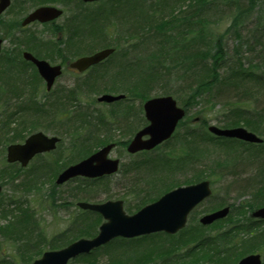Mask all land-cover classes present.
<instances>
[{
	"label": "rangeland",
	"instance_id": "374dc122",
	"mask_svg": "<svg viewBox=\"0 0 264 264\" xmlns=\"http://www.w3.org/2000/svg\"><path fill=\"white\" fill-rule=\"evenodd\" d=\"M219 3L216 5L217 7H209L207 12H205L204 15H206L207 18L211 19V27L206 31V40L207 44L209 45V53L213 54V52L216 50V38L219 37L220 46H223L226 52L225 55V64L221 69V76L223 77V80L214 85L212 95L208 96L210 93L206 92L201 96V99L196 98L194 101V105L191 107V111L188 113L190 115L187 116V119L182 122V124L177 129V133L168 141L167 145H162L160 149L156 151H151V153H139L136 155L127 154V151L120 146L117 147L110 155L117 156L118 154H121L125 160L126 165H122V171H119L118 174L111 175L107 178L100 179L96 178L95 180L91 179H80L79 181L81 183H86V193H78V190L75 189L78 185H80L77 180L73 183H65L62 186H53L50 185V183L45 180L43 184V179L48 178V176H44L41 174L36 176H31L30 178H27L25 180V186L26 191L20 190L15 191V185L11 183V181L8 182L7 186L3 189V194L0 196V208L5 206V202L10 197L15 198H21L23 197L26 199V201L30 204L31 207H33L36 210L37 218L42 223V229L43 234H46L47 236L54 235L56 232L61 231L65 229L69 224L70 220L74 217H76L78 214L81 213L79 211V208L77 206V200H91L93 202H104L108 199H123L124 200V209L127 213H131L138 209V206L143 205L147 203V201H150L152 196H154L155 193L158 192V188L156 187H162V185L169 186L174 184H183V183H189V181H194L195 177H209L212 179L213 184V190L214 194H216L213 198L207 199L204 203L200 204L196 208V210L191 215V220H189V224L185 227L186 230L192 228L194 225H196V222L199 219V215L204 213L203 211H207L214 206H217V203L225 202L228 203H239V200L243 199V196L240 195V191L236 188L243 187L242 184H244V181L249 178H253L259 171L258 166H264V152H261V149L258 147H253L251 145H243L239 142H234V144H225V142L214 141L210 137H212L208 133L207 126L209 124L217 125L219 127H225V126H235V125H243L244 127L250 128L254 130L257 134H263L264 135V124L260 123L261 116L260 114H264V85L260 84L258 82H255L254 79L248 78L247 80H244L243 82H238L239 77L235 73V69L238 66L236 63V58L241 57V60L244 59L245 66L249 65L250 59H256L257 62V54L255 51H248V48L246 46L238 47V41L236 40V33L233 30H229V27L231 26V23L233 21L232 15L239 13L241 11H245V9H237V8H227L224 3L227 0H218ZM176 0H121L117 1L115 3H99L100 6H105L106 9H109V11L113 8V12H111L110 17L118 18L121 17V22L115 23V20L110 19L107 20L106 24L101 25L100 23H94L99 26L98 32L94 33V28L91 23L92 17L89 16L90 13L85 9L86 7H78L79 5L75 3V0H21V6H22V17L24 18V15L27 14L30 11H33L34 8H36L39 5H45V4H52V5H60L65 10V18L67 17V14L73 15V19L70 22L72 27H74L75 31V39L77 41V44L85 43L86 47H92L94 48L96 45L101 44V46L107 45L112 46L115 44L116 46H120L121 48L118 49V51L123 49V46L125 45L124 42H118L113 40L112 38H117L119 35H125L127 30H122V27L126 26H132L130 23H133V21L136 22V15L139 14L140 17L148 13H153L150 11V9L153 7V10H156L157 13L167 11V16L169 14V10L171 9L172 5H176ZM83 5V4H81ZM98 4L96 6L91 7L92 9H95L99 6ZM159 5V6H158ZM92 6V5H91ZM11 8L8 10L7 13V20L10 24V29H12V35L7 38V42H5L6 47H11L14 50V55L16 58H18L20 61L22 60V52H23V46H22V39H21V31L18 28L20 26L21 21V14H20V6H19V0H14ZM155 7V8H154ZM160 7V8H159ZM215 7V8H214ZM264 8V7H263ZM176 9H179L177 7ZM180 9H186L184 7L183 3L180 5ZM247 10V9H246ZM261 8L256 7L252 12H249L246 16H244V20L247 22H252L253 19H257L256 16L263 19L264 17V10L261 11L263 15L257 13L260 11ZM90 11V9H89ZM182 11V10H181ZM177 12V11H176ZM89 13V14H88ZM109 14V13H108ZM82 15V16H81ZM87 15V16H86ZM64 18V19H65ZM123 18V23H122ZM63 19H59V22ZM48 29V27L43 26H29L27 29L24 30L26 34H32V32L36 31L41 37H37L39 39L33 41V46H30L29 42L25 45V48L28 50L33 51V53L39 54L41 51V45L39 42H42L45 46V43L48 39L45 40V34L43 31ZM5 32L4 25H0V35H3ZM247 33V32H244ZM219 35V36H218ZM246 34H243V37H245ZM219 43V42H218ZM206 44V43H205ZM148 49L145 50V52L139 53V58L142 61V65L145 63V58L148 56L147 54L151 53L153 56L156 53H159L161 55V50L156 44V41L152 43L147 44ZM184 43L179 42L178 47V56H182V52L184 51ZM204 45V44H203ZM101 46H98V48H101ZM85 47V48H86ZM203 49H206L205 46H203ZM130 54V57L125 56V61L128 63H134L135 58L133 61H129L131 58H133ZM163 55V51H162ZM113 58L111 60L120 62L122 59L118 57V55H113ZM160 59V58H159ZM158 59V60H159ZM148 60V59H147ZM149 61V60H148ZM154 61V59H153ZM174 61L171 56L170 57H163L162 56V63H158L161 67V69H157L155 74H152L150 79L143 76L144 74L142 72H134L132 75L133 79L128 78V72H124V84L125 88L127 89L132 85V83L139 82L143 83V86L146 85V82H148L147 89L145 90V95L143 96H132L131 101H128L124 105L122 103H118L115 106L107 105V104H99L96 101L97 96L99 94L103 93V91L107 90V87L111 82H113V78L115 79V75H113V72H115L119 67L111 69V64L106 65L105 71H102V73L94 77L91 82V87H87L85 89V86L81 87V92L76 94V99H80V101H74L73 99H70L69 97H62L60 96H54L49 95L44 99L43 91H44V82L41 81L40 78H37V83H35V87L33 88V91L29 90L28 88L25 91V94H14V102L10 105L8 103H3L7 96L2 99V103H0V163L1 161H4L5 152L4 149H2L5 145H7L10 141H18L22 140L21 138H18L20 136H25L26 134H29L30 131H36L39 129H42L47 134L50 133H58L60 136L64 137V134L59 132V129L62 128V124L60 125L59 120L57 119L61 114L63 116H67V122L70 124V129L67 130L66 136L64 137V141L62 143V146L67 144V136H75V134L79 131L78 126L83 125V119L84 118H93L97 116H109L111 115L110 110H114L117 115V123H118V136L120 139H125L126 134L132 135L134 133V130H136L139 125H141L144 121L143 119V110H142V104L147 99V97L151 96H157L159 94H165V92L170 89L171 94L175 96L176 98H180V101L184 102L187 97V92L185 91L180 94L177 93V87L175 84L178 83V79L181 80L183 75H179V77L175 76V74L169 76L165 75L164 72L167 70L168 62L172 63ZM260 62H262L260 60ZM207 62H205L206 64ZM258 63V62H257ZM25 63L22 62L21 65L16 66L15 75L19 74V83H26V74L24 70H26L28 75L34 74V69L27 65L24 66ZM172 65V64H170ZM110 66V67H109ZM138 67V66H137ZM139 69L141 67H138ZM203 69V64H199L198 67L195 70L194 77L195 82L199 84L201 80H209V76L204 74L205 72ZM0 71L4 70L0 66ZM11 72V71H10ZM13 74V73H12ZM112 75V76H111ZM234 75V76H233ZM233 76V77H231ZM145 77V78H144ZM230 77V79H229ZM120 81L122 80L121 78ZM229 79V81H228ZM16 80V79H15ZM13 81V83L15 82ZM228 81V84L234 85L233 89L231 91L226 90L228 86L226 85ZM94 83L96 85H94ZM3 85V90H5V82L3 81V78L0 77V87ZM197 86V85H195ZM118 88H121V84L117 86ZM106 89V90H105ZM123 89V88H122ZM222 89V90H221ZM218 90V91H217ZM8 91V89H6ZM222 93V96H214L218 92ZM214 94V95H213ZM30 95V97H28ZM35 95L38 96V99L35 98ZM40 95V96H39ZM61 97V98H60ZM41 100V102L39 101ZM63 105L62 108L57 109L55 106L60 105L57 104L60 102ZM179 101V102H180ZM41 104H40V103ZM65 103V104H64ZM235 105H232L234 104ZM34 104V108H38V106L44 107L43 110L41 109H34L35 111L43 112L39 113L36 116H32L31 112L25 113L24 108L27 106ZM233 107H242V108H248L251 113L253 114V121L250 122H239L235 123L237 115L233 114L234 110ZM20 108L19 113L16 115V121L13 124L12 127H14L12 130H7L4 132L2 131V127L4 124H2L3 120L4 122L9 119L8 116H5L6 110H10L13 108ZM262 107V109H260ZM236 108V109H237ZM2 110V111H1ZM239 111V110H238ZM263 111V112H262ZM256 112V113H255ZM46 113V114H45ZM129 114V116H127ZM44 116V117H43ZM198 117V119H196ZM91 118V119H92ZM231 118V120H228ZM75 120L74 122H72ZM61 121V120H60ZM125 121H128L130 123V129H126V123ZM77 122L78 126H75ZM207 122V126L203 125V123ZM238 122V121H237ZM259 122V123H258ZM6 123H10V121H6ZM235 123V124H233ZM92 123L85 122L83 129H81L82 134L88 133V126ZM254 124V125H252ZM120 125V127H119ZM252 125V126H251ZM5 127V125H4ZM254 127V128H253ZM115 128V127H112ZM110 128V129H112ZM188 128V130H187ZM189 128L193 130V134L188 132ZM64 129V128H62ZM132 129V132H131ZM14 132L12 133V131ZM95 129L93 130V132ZM98 131V130H97ZM112 132V131H110ZM123 132V133H122ZM188 134H192L194 139L192 138L189 140ZM116 135V134H115ZM117 136V138H118ZM203 137L206 139L205 142L203 140ZM202 139V142L200 143L198 140ZM17 139V140H16ZM199 142V143H198ZM196 145L199 149V151H206L201 154V156L204 158L199 162V160L196 158V156L193 157H186V154L184 151H186L187 144ZM182 145V149L180 148ZM227 145V147H226ZM62 148V147H61ZM57 150L60 152V149ZM181 149V150H178ZM239 150V153L243 155V161L241 162V165L237 166V168L242 172V175H240L238 178H233L231 175L227 176V180H224L221 178V176L216 173H212V167L211 163H213V159H225L227 154L230 151H237ZM208 152V153H207ZM257 154H256V153ZM207 153L206 155H204ZM254 155L258 156V159L261 158L262 162L255 167L253 158ZM180 156V157H179ZM203 160H205L203 162ZM35 161V160H34ZM160 161V163L163 164L164 167H161V169L158 167L159 164L157 162ZM31 163L30 169L33 170L36 168V163ZM138 165V167H135L132 169V171H128V167H130L133 164ZM156 163V164H155ZM167 165H166V164ZM191 163H195L194 165H191ZM214 164V163H213ZM155 165V166H154ZM236 168V169H237ZM128 169V170H127ZM36 170V169H35ZM221 178V179H220ZM258 179V176L255 177L252 181H256ZM234 180L236 184L239 182L238 185H235V187L231 188L228 193H226L227 189L225 188V185L227 184V181ZM244 180V181H243ZM20 181V178H19ZM262 181H264V176L262 177ZM247 182V181H246ZM40 183V184H39ZM34 184H39L38 187L33 186ZM155 184V185H152ZM241 185V186H240ZM153 186L155 188H153ZM255 186V185H251ZM152 187V189H151ZM15 188V189H14ZM85 189V191H86ZM68 191L75 195L78 194L80 198H69L68 197ZM25 193V194H24ZM58 193H61V198L58 202L56 201L58 197ZM246 194V193H243ZM55 197V200L53 201V196ZM77 196V197H78ZM222 199L221 201H219ZM67 201V202H64ZM219 201V202H218ZM61 206L60 204H64ZM139 206V207H140ZM1 213V209H0ZM3 219V220H2ZM0 219V224L4 222L5 217ZM213 226V225H212ZM98 227V226H97ZM193 228L192 230H194ZM208 229V227H207ZM205 229V230H207ZM85 236L88 237L87 234L79 232L77 230L75 235ZM21 237V236H20ZM18 236H15L16 240L20 238ZM164 238V237H163ZM163 238L161 237H153L152 239L142 240L138 242L130 243L127 242L128 245L121 244L118 241H114L115 243L110 244L106 247H100L97 249L93 255H91L90 258L96 257L97 259L91 261V260H73L70 264H113L114 260L116 259V255H121V252L124 250H143V248L150 247L155 243H160ZM121 244V245H120ZM183 245V246H182ZM180 246L183 247L185 250L187 245L182 244ZM264 247V246H263ZM13 246L9 244L8 241L3 240L2 236H0V255L5 252L12 251ZM259 251H263V248H261ZM25 263L29 264L28 260H24ZM160 263V261H158ZM145 264H158L156 262H148ZM195 264H212L210 261H201L196 262Z\"/></svg>",
	"mask_w": 264,
	"mask_h": 264
},
{
	"label": "trees",
	"instance_id": "16d2710c",
	"mask_svg": "<svg viewBox=\"0 0 264 264\" xmlns=\"http://www.w3.org/2000/svg\"><path fill=\"white\" fill-rule=\"evenodd\" d=\"M176 2V5H172L171 9L169 10L168 16L166 10L164 12L162 11L161 13H157L156 10H153V8H151V12H153L152 14L149 13L145 14V16L143 15L142 17L139 16L136 19V22L133 21V23H130L132 25L131 27H126V33L128 32V34H125L126 38L123 49L125 50V52L129 53L125 54L126 56H130V54H132L131 56L133 58H131L129 61H133L135 58V62L132 64L127 63V65L121 66V69H119V78L122 77L121 79L124 80L122 73L125 70L126 72H128L129 77L133 75V72L134 76L135 73L142 72L144 74L143 76L150 79L152 74L156 73L157 69H161L159 68L161 66L158 63H162V56L165 58L167 56H171L174 61H172V63L168 62V65H165L167 66V70L164 72V74L169 76L175 74V76L177 77H179V75L181 76V74L183 75L184 78H182L181 80H179V78L178 83L175 84L177 87L176 94L188 91V98L184 102L181 99L182 104L185 107H188L191 105V103H194L196 98H199L200 100L201 96L206 92L210 91L211 94H209L208 96H211L214 85L220 83L223 80L220 72L225 64L224 60L226 52L224 50L225 48L223 46H220L221 41H219V39L221 37L219 35L218 36L220 38H216L217 48L213 52V54L209 53V45L207 44V42H205V30L210 29L211 19L207 18L204 14L205 12H207L209 7H217L216 5L219 3V1L176 0ZM181 3H183L186 9H180ZM224 5L227 8L233 7L240 10L245 9V11H241L232 15L233 21L231 23V26L229 27V30H233L236 33L235 35L236 40L238 41V47L243 48L244 46H246L248 48V51H255L257 54L256 57H258V63L256 62V59H250L248 60L250 62L248 66H245L244 59L241 60V57L236 58V63L238 64V66L235 69V73H237V76L235 77H239L238 82H243L248 78H252L254 80H257L258 83L264 85V17L262 19L256 16L257 19H253L252 22H247L246 20H244V16H246L249 12H252V10H254L256 7L261 8V10L257 12L263 11L264 0H227ZM177 7H179V9H176ZM263 13H257V15H263ZM243 34H246V36L243 37ZM155 41L161 50V55H159V53H156L153 56L151 55V53L147 54L148 56H146L145 58H147L149 61L145 59V63L142 65V61L144 59L140 60L139 53L141 51L145 52V50L148 49L147 44L152 42L154 44ZM179 42L184 43V51L181 53L182 56L180 57L177 53ZM203 46H205L206 49H203ZM260 60L262 62H260ZM205 62L207 63L205 64ZM200 63L203 64V69H206L203 73L209 76V80L203 79L199 84H197V82H195L196 77H194V73ZM137 66L141 68L139 69ZM114 81L115 79L113 78V82ZM228 81L226 83V85L228 86L226 90L231 91L236 83L231 85L228 84ZM113 82L109 84V87H112L113 90H120V92L126 93L127 96L131 98H134L132 96L141 97L145 95L144 93L148 85V82H146V85L143 86V83H140L139 81L132 83V85L126 89L124 87L126 83L121 84ZM115 84H117L118 86L119 84H121V88H118L117 86H115ZM89 87H91V83L89 84ZM170 92L174 91H170V89H168L165 94H169ZM214 96H222L221 91ZM62 97H69L74 101H80V99H76V94L70 93V95H62ZM178 99L180 100L179 97ZM61 103L62 102L60 100V102H58L57 104L62 105ZM232 105H235V103ZM236 108L237 107L232 106V109L234 110L233 114L237 115L235 123H239L240 121L250 122L254 120V118L252 117L253 114H247L248 108ZM260 109H262V107ZM260 116L261 121L259 122L264 124V114H260ZM228 120H231V118H229ZM85 121L88 123L90 122L89 118H85ZM102 123L105 124L106 120L102 121ZM106 125H108V123H106ZM75 126H77V124ZM95 134L96 136H93L91 134V131L90 134L85 133L83 135L76 133L71 143L72 153L69 158L67 157L63 159L61 163H59L58 161L51 162L47 158H43L39 167L41 169H47L50 173H58L63 169L65 165L74 163L75 161L84 158L86 155L93 153L98 147L112 141L114 137L113 134L109 133L108 131ZM189 147H191V145ZM263 151L264 150H261V152ZM204 152L200 151L199 154L197 153L196 158L199 160V162H201V160L204 158V156H201V154ZM207 153H205L204 155H206ZM254 157L258 156L254 155ZM242 158L243 155L239 153V150L237 149V151H230L225 159H213L212 162L214 164L211 163V165H213L211 166L212 173H218L221 178H223L224 176L227 177L229 175L237 178V176L241 175V172L237 171L236 168L237 165L243 161ZM204 161L205 160H203V162ZM6 167L8 168L0 169V174L6 172V174L1 176V179H5L7 175L16 176L15 173H18L17 169L14 170L10 166ZM35 169L30 170V172L26 173L27 176L37 177V169L39 168L36 167ZM41 169H39L40 172ZM258 171L259 172L254 176V178L258 176V179L255 182L251 181L248 183L244 181V187L238 188V190H241L240 193H253L250 199L241 200L239 202V205L234 204L229 217L227 219L219 221L218 223H215L207 230L206 234L203 233L205 229L196 226L197 228L193 232L187 230L186 232H184V234L181 233L179 235H176L175 237L170 236L169 240L168 238H164L160 243H155L150 247L144 248L143 250H125L126 252H121V255L115 256L116 259L114 260L113 264H145L148 262H156L158 264H195L199 259H201L202 261H210L212 264H236L238 258L241 257V255L255 250H260L261 248H263L264 250V227L254 232V227L258 224H256L255 220L251 216L248 217L247 214L251 209L264 205V181H262V177L264 176V167H259ZM209 175L210 174H208V178H210ZM202 178L205 177H195V179L197 180ZM26 179L27 177L25 178V180ZM51 179L52 178H50L49 180ZM250 179L251 178H249V180ZM42 182L44 183L45 181L43 180ZM79 184L80 185L75 187V189L78 190V193H86L87 184L81 182ZM251 184L255 186H249ZM23 185L24 187H26L25 183ZM34 185L36 186L37 184ZM232 185L234 186L233 181L227 182L228 188H231ZM16 189L18 190L19 188ZM77 196L78 194H73L74 198H80L79 196ZM54 200L55 199H53V201ZM218 204L220 203H217V206ZM217 206H214L213 209ZM21 207L29 206L27 205V203L21 202L18 203V206L16 208ZM30 219L31 214L24 210V213H21L20 218L17 220V222L20 223L22 221H27ZM100 220L101 217L99 214L94 215L93 217H91V220H88L90 221V223L83 227L82 225H79L78 231L81 232L82 235L83 233L87 234V236L95 235L97 233V226L99 222H101ZM86 221L87 220H85V222ZM153 235L142 236L133 240L135 242H138L142 239L152 237ZM191 241L197 242V245L191 248L190 246H187L186 252L182 255L183 257L189 256V258L185 260V263H182L180 261L182 257L179 254H177L176 259L175 257L173 258L174 252L182 243L188 244L191 243ZM122 242L125 243L124 240H122ZM197 246H199V248L201 249H204L203 255L201 257L198 256L200 255V253L192 255L194 254L193 250H195ZM190 257L194 258L190 259ZM158 261H160L161 263H159ZM0 264L15 263L13 261L11 262L9 260L2 259V261H0Z\"/></svg>",
	"mask_w": 264,
	"mask_h": 264
},
{
	"label": "water",
	"instance_id": "95a60500",
	"mask_svg": "<svg viewBox=\"0 0 264 264\" xmlns=\"http://www.w3.org/2000/svg\"><path fill=\"white\" fill-rule=\"evenodd\" d=\"M10 3L11 0H0V13ZM61 13L62 10L57 7L49 5L41 6L26 16L23 25L35 21V19L46 22L47 20L55 19ZM113 50V48L103 49L89 57H80L73 65L78 69H85L92 63L102 61ZM24 57L32 60L36 64L38 71H40L46 82H48L49 88L53 84L55 77L62 72L59 65L52 66L48 61L35 58L29 52H25ZM123 97V95L105 93L98 100L112 102L114 99ZM144 110H146V117L150 123L147 127L138 131V134L132 139L128 147L130 152L152 148L160 144L161 141L169 138L181 120V117L185 114V109L179 107L176 99L171 95L149 98L144 104ZM209 129L220 136L238 137L251 142L262 141V138L257 137L253 132L241 126L221 129L214 125L210 126ZM144 135H149V138L144 139ZM58 140L56 136L49 137L39 131V133L29 135V138L24 143L9 145L7 148V158L10 161L20 160L23 165H27L30 158L36 153L55 148ZM113 146L114 144L112 143L105 145V147L100 148L94 154L90 155V157L74 165H70L57 177V182L63 183L77 175L96 177L116 172L119 167V160L111 159L108 156ZM210 193L211 186L208 180L180 186L164 193L158 201L143 206L140 211L130 215L126 214L123 209L122 200H108V202L97 204L79 202L82 208L98 210L108 220L100 225L98 235L94 238H81L61 250L45 252L43 258L36 260L34 264H66L69 258L77 256L78 253L88 252L95 247H99V245L107 243L115 236L123 235L125 237H131L164 230L175 233V231L185 225L187 214L198 202L209 196ZM228 211L229 206L204 215L201 221L204 224L211 223L218 218L227 216ZM253 214L258 217H264V206L255 210ZM239 264H261V257L259 254L248 255L243 257Z\"/></svg>",
	"mask_w": 264,
	"mask_h": 264
},
{
	"label": "flooded vegetation",
	"instance_id": "af4514ba",
	"mask_svg": "<svg viewBox=\"0 0 264 264\" xmlns=\"http://www.w3.org/2000/svg\"><path fill=\"white\" fill-rule=\"evenodd\" d=\"M94 3H97V2L95 1ZM19 6H20V14L22 17L21 0H19ZM89 7L90 6H88V8L86 7V10L89 13H91L93 10L89 11L88 10ZM8 10H9V8L2 11V13H0V25L1 24L4 25V29L6 32L3 35H0V40H2V46L0 49V66L2 65V69L4 70V72L0 73V77L3 79L5 78L6 80H8V82H10L12 84L13 81L15 80L14 75H15V71H16V66H17V64H18V66L21 65L22 61L18 60L15 57L14 50L11 47H6L4 45L5 42L8 41L7 38L9 36H13L11 33L12 29H10V24L7 20V17H5V16H7ZM64 13H65V10L63 11V14H61L60 17L56 18L55 20L46 21V23L35 21L29 25H25L24 27H23V17L21 18V25H20L21 29H20V31H21L22 46H23V50H24L23 54L26 51V48H25L26 44L31 42L30 46L32 47L33 46L32 42L39 39V38H37L38 36L41 37L38 34V32H36V31L35 32L33 31L32 34L29 35V34H26V32H24V30L27 29V27H29V26H35V25L48 27V29L43 31L45 34V37H44L45 40L46 39H48V40L46 42H44L45 46L43 45L42 42H39V44L42 47L41 51L39 54L34 53V55L39 57V58H42L44 60H48L53 65L59 64L61 66L62 73L54 80L55 82L49 90L47 89V84L45 82V87H44L43 93H45L46 95H49V93L54 94V95H60V94H70V93L77 92V90H79V88L81 87V80H80L81 77L86 76L89 73L91 74V72L93 73L94 71H97V69H94L95 65H97V67L100 68V67H102V65H104L106 63V59H104L101 62H99L95 65H92L91 68H88L85 71H81V70L77 69L76 67H74V65H73L74 62L77 59H79L80 56L91 55V53H94V51H93L94 48L92 49L91 47H86L85 43L77 44V41L75 39L76 37H74L76 30H74L75 28L72 27L71 26L72 24L70 23L74 16L71 14H67V17L65 18ZM59 19H63V20L59 22ZM26 66H27V64H26ZM92 67H94V68H92ZM24 72L27 73L25 77H26V83H28L27 88H28V93H29V82H28L27 67H26V70H24ZM11 73H13V74H11ZM11 76H13V77H11ZM9 91H10V93H5V95L9 96V98L12 100H14V94H13L14 92H15V94L23 93V91L17 92L15 90V84L14 83L12 85V88L9 87ZM12 91H13V93H12ZM23 94H25V93H23ZM28 97H30V95ZM110 112L114 116L117 115L116 113H113L116 111H114L112 109L110 110ZM59 132H60V134L61 133L64 134V129L59 130ZM54 134L59 135L58 133H55V132H54ZM65 136L66 135L64 134V137ZM64 137L62 136V140ZM110 142L115 144L114 145L115 147L113 150L117 149V147L120 148V146H121L127 151L129 144L128 143H127V145L122 144V142H123L122 139L120 141H110ZM57 149L54 150L49 157H47V159L50 160L51 162L58 161L59 163H61L63 161V159H65L67 157L69 158L71 153H72L70 142H69V144L62 146V148L60 149V152ZM139 152H142V151H139ZM127 154H131V153L127 152ZM134 154H136V153H134ZM114 157L119 159V161H120L119 165L120 166L126 165L127 162H125V160L121 154L117 153V156H114ZM57 242H59V241H57ZM42 251H43V247L38 250V252H42Z\"/></svg>",
	"mask_w": 264,
	"mask_h": 264
}]
</instances>
